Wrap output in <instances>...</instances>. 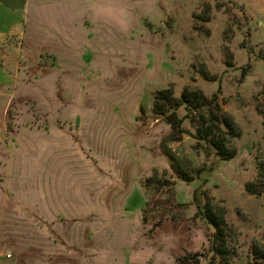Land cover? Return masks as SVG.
Listing matches in <instances>:
<instances>
[{
  "label": "rangeland",
  "instance_id": "obj_1",
  "mask_svg": "<svg viewBox=\"0 0 264 264\" xmlns=\"http://www.w3.org/2000/svg\"><path fill=\"white\" fill-rule=\"evenodd\" d=\"M41 15L10 52L8 121L15 138L48 139L53 185L48 213L1 194L0 264H207V203L226 213L231 264H249L264 250V192L246 191L264 188V0H48ZM186 91L233 119L239 136L219 134L235 158L198 138L201 114L175 124Z\"/></svg>",
  "mask_w": 264,
  "mask_h": 264
},
{
  "label": "crops",
  "instance_id": "obj_2",
  "mask_svg": "<svg viewBox=\"0 0 264 264\" xmlns=\"http://www.w3.org/2000/svg\"><path fill=\"white\" fill-rule=\"evenodd\" d=\"M47 1L0 0V196L3 194L8 198H18L16 193L17 196L20 195L19 191L22 189L25 196L33 195L36 198L34 203L21 201L24 204L23 209L43 211L46 208V213V199L52 187L49 186L53 183L42 188L41 177L44 168L47 174L45 177H48V168L43 162L50 155L48 151L51 144L46 138L33 137L30 134L25 136L20 133L21 138H15L8 120L10 108L16 98V92L12 89L16 85V76L11 72L10 52L14 49V41L32 38L29 27L32 14L37 13L42 17L41 11L46 8ZM61 10L64 16L65 7L62 6ZM29 166L33 167V173H38L33 184L30 181L32 177L27 178L31 174ZM7 201L6 205L10 210ZM9 210L4 207V214L0 218V243L5 239L1 226L4 225Z\"/></svg>",
  "mask_w": 264,
  "mask_h": 264
},
{
  "label": "trees",
  "instance_id": "obj_3",
  "mask_svg": "<svg viewBox=\"0 0 264 264\" xmlns=\"http://www.w3.org/2000/svg\"><path fill=\"white\" fill-rule=\"evenodd\" d=\"M164 97V92H158L156 98ZM164 100V99H163ZM174 105V117L175 124L179 127L182 126L185 119L180 118L177 115V112L184 108L188 111H191L193 114H201L199 118V124L201 127H197V136L200 140L206 141L210 147L214 150L216 156L221 161H228L236 157L237 151L228 144L226 137L220 136V130H224L226 134H229L231 137L239 136L237 128L234 124L233 119L225 115L222 119L215 115L211 109V102L206 101V99L196 92H184L182 97L176 99ZM158 107V105H157ZM205 113H208V118ZM188 117H186L187 119ZM172 141H179V139H173ZM166 157L172 163V167L176 170L181 178L185 181L190 180L188 175H185L177 166L175 155L171 150L166 152ZM149 181H153L149 179ZM246 191L252 195L257 196L261 195L264 192V188H261V185L255 182H250L246 186ZM204 218L207 222L214 228L215 232L213 234V239L211 243V253L207 264H231L232 252L228 246V224L226 221V213L224 210L214 209L211 204L207 203L204 206H200ZM198 254L189 255L185 257H179L177 259V264H200L196 259ZM253 260L249 264H264V250L259 247L253 249L252 254Z\"/></svg>",
  "mask_w": 264,
  "mask_h": 264
},
{
  "label": "built area",
  "instance_id": "obj_4",
  "mask_svg": "<svg viewBox=\"0 0 264 264\" xmlns=\"http://www.w3.org/2000/svg\"><path fill=\"white\" fill-rule=\"evenodd\" d=\"M8 258H10V256H7Z\"/></svg>",
  "mask_w": 264,
  "mask_h": 264
}]
</instances>
